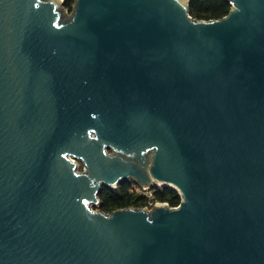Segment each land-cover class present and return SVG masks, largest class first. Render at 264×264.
<instances>
[{
    "label": "water",
    "instance_id": "obj_1",
    "mask_svg": "<svg viewBox=\"0 0 264 264\" xmlns=\"http://www.w3.org/2000/svg\"><path fill=\"white\" fill-rule=\"evenodd\" d=\"M190 1L0 0V264H264V0Z\"/></svg>",
    "mask_w": 264,
    "mask_h": 264
},
{
    "label": "trees",
    "instance_id": "obj_2",
    "mask_svg": "<svg viewBox=\"0 0 264 264\" xmlns=\"http://www.w3.org/2000/svg\"><path fill=\"white\" fill-rule=\"evenodd\" d=\"M73 0H63V5L70 11ZM228 0H191L189 13L195 18H217L226 14L229 10ZM129 181L117 183L115 187L103 186L99 192V208L103 211H111L118 207L142 206L145 203L144 195L135 191L129 192ZM155 198L167 201L169 205H176L180 200L176 189L168 186H161L154 192Z\"/></svg>",
    "mask_w": 264,
    "mask_h": 264
},
{
    "label": "built area",
    "instance_id": "obj_3",
    "mask_svg": "<svg viewBox=\"0 0 264 264\" xmlns=\"http://www.w3.org/2000/svg\"><path fill=\"white\" fill-rule=\"evenodd\" d=\"M162 185L157 184L156 186H146L142 187L141 185H134V190L139 192L140 194L144 195L145 204L143 206L152 207L154 204L159 202H165L168 204L167 201H161L155 198L154 192L157 188H160ZM178 192V191H177Z\"/></svg>",
    "mask_w": 264,
    "mask_h": 264
},
{
    "label": "rangeland",
    "instance_id": "obj_4",
    "mask_svg": "<svg viewBox=\"0 0 264 264\" xmlns=\"http://www.w3.org/2000/svg\"><path fill=\"white\" fill-rule=\"evenodd\" d=\"M64 10H65V15H70V11L68 10V9H66V8H64ZM77 163H78V169L79 170H82L83 169V163L80 161V160H77ZM135 184L138 186V185H140V183L139 182H135ZM116 186V185H115ZM114 186V187H115ZM135 191V190H134ZM136 192V191H135ZM136 193H138V194H140L138 191L136 192ZM146 199V198H145ZM145 204V203H144ZM143 204V205H144ZM142 205V206H143ZM92 207L94 208V209H98L99 208V203H95V204H93L92 205ZM144 207H147V206H144ZM148 208V207H147Z\"/></svg>",
    "mask_w": 264,
    "mask_h": 264
},
{
    "label": "flooded vegetation",
    "instance_id": "obj_5",
    "mask_svg": "<svg viewBox=\"0 0 264 264\" xmlns=\"http://www.w3.org/2000/svg\"><path fill=\"white\" fill-rule=\"evenodd\" d=\"M124 180H126V181H129L128 183H129V186H128V191L129 192H133L134 191V185H135V181L133 180V178H125ZM123 180V181H124Z\"/></svg>",
    "mask_w": 264,
    "mask_h": 264
},
{
    "label": "bare ground",
    "instance_id": "obj_6",
    "mask_svg": "<svg viewBox=\"0 0 264 264\" xmlns=\"http://www.w3.org/2000/svg\"><path fill=\"white\" fill-rule=\"evenodd\" d=\"M157 182V181H156Z\"/></svg>",
    "mask_w": 264,
    "mask_h": 264
}]
</instances>
